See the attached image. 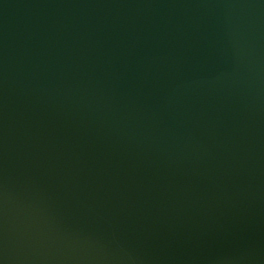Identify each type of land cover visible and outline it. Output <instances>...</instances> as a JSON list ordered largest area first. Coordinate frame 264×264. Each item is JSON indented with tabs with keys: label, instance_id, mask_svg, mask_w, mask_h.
I'll return each instance as SVG.
<instances>
[{
	"label": "water",
	"instance_id": "water-1",
	"mask_svg": "<svg viewBox=\"0 0 264 264\" xmlns=\"http://www.w3.org/2000/svg\"><path fill=\"white\" fill-rule=\"evenodd\" d=\"M0 264H264V0H0Z\"/></svg>",
	"mask_w": 264,
	"mask_h": 264
}]
</instances>
